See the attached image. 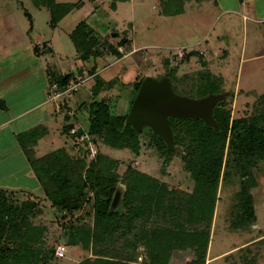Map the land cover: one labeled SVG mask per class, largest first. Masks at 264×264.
<instances>
[{
	"label": "rangeland",
	"instance_id": "374dc122",
	"mask_svg": "<svg viewBox=\"0 0 264 264\" xmlns=\"http://www.w3.org/2000/svg\"><path fill=\"white\" fill-rule=\"evenodd\" d=\"M35 1L43 0H0V45L4 42L3 38L8 43L7 48L0 52V77L3 79L1 81L3 85L20 77L29 78L32 75H39L30 68H24L27 66L21 68L23 63L32 64L31 60L34 58L31 46L40 40V36L52 33L48 26L47 9L40 6L39 8ZM54 1L85 2L82 10L73 12L65 19L64 32L74 30L81 21L86 24L89 22L94 28L95 39L101 41L103 37L99 36L106 34V38L112 41L113 47L115 49L117 47L118 52L123 54L122 60L108 65L110 67L95 79L111 82L110 87L98 91V98L106 99L114 113L124 115L128 113L132 92L128 84L134 82L136 77L144 79L150 76L156 80L167 77L175 94L190 98L183 91H187L195 80L198 84L201 76L211 75L213 78L222 80L221 89L224 90L222 93L229 91L233 93L230 104V126L234 130L232 133L240 129V127L234 128L236 120H244L242 128L252 124L254 118L252 111L264 96V0H243L242 4L238 3V0H228L229 4H225L223 0H200L198 3L190 0L189 4L184 0H132L130 3L118 5L116 12L110 9L111 0ZM29 19L34 22L30 35L27 33L30 27ZM111 32L122 34L123 38L121 39L120 35L110 37ZM56 33L57 38L53 40L55 54L47 56V62L55 65L56 68L58 66L63 69L62 73H64V64L73 65V62L79 60L77 58L79 53L75 51L76 49L74 50L75 44L71 38L63 32ZM120 40L123 46H119ZM101 47L105 49L103 44ZM56 48L64 51V55H56L58 52ZM190 52H193V56L188 58L187 55ZM41 61L46 63L44 60ZM113 61L114 59L110 57V60L105 62L111 64ZM173 69L176 81L168 76ZM58 72L60 71H56ZM79 72L81 79L88 78L87 70L80 69ZM38 82L34 80L32 82V79L25 81L21 93L7 98V105L9 107L21 104L31 105L37 97ZM83 89V86L77 88L72 95L73 103L62 105L58 102L61 104L60 111L56 110L57 103H50L49 108L60 120L57 116L56 118L46 117L49 109L43 112L39 110L14 120L10 127L14 131L21 130L24 133L35 128L39 130V133L45 130L40 133V139L33 148L35 155L43 156L63 149L71 161H74L77 172L84 177L87 172L93 175L97 171L91 164L96 156L91 159L86 154L84 157V152H87L85 145L76 141L75 138H70L64 129L69 122L65 124L61 121L64 117L63 111L66 109L76 113L79 106L81 109L79 113L88 111L87 105L93 98L94 91L91 89V94H87L89 95L87 102L84 101L85 98L79 101L78 93ZM17 108L16 106V109L11 111L13 115ZM5 115L1 114L0 118H4ZM70 122H75L76 125L80 122L83 125L86 124L79 115L70 119ZM84 132L89 135L86 131ZM17 148L14 140L2 144L1 152H13L15 162L7 161L6 166L0 168L2 171L0 192L7 194V198L14 202L31 200L37 204V209L41 213L30 221L33 226L45 228L37 241V246L52 248L62 234V228L58 224L57 210L52 208L51 203L44 197L33 177L34 174L31 172L30 178L26 176L25 171L28 170L30 174V167L20 166L22 159L16 161L19 158L15 159L17 155L14 152L22 153L20 146ZM98 149L99 154L104 158L102 164L109 167L110 172L118 177L135 170L158 179L170 190L187 193H191L197 184L182 172L179 156L173 157L168 164H164V158L157 153L152 135L146 130L140 136L138 153L129 149H114L102 143ZM223 169L224 165L222 167L224 177L217 188L219 199L214 211L205 264H264V239H262L264 237V187H259L252 192L257 218L254 228L259 229L261 233L253 236V234L236 231L230 226V213L234 205V194L238 189V178L226 173V169ZM119 182L116 190L120 191L118 205L124 189V184ZM89 195H92V192ZM84 208L85 212L91 210L90 205ZM154 222L155 220L151 218L149 229L155 228ZM162 226L164 227L165 223ZM77 228L81 226L78 225ZM170 240L178 249L175 248L177 253L169 260V263L190 262V257L182 258L186 252L184 253L180 247L185 244V239L174 234ZM70 242L71 240L68 239V244ZM68 244L57 246L54 257L46 264H76L90 256L89 246L82 240L75 245ZM58 247L64 248L62 257L57 256ZM139 252L142 253L143 248ZM142 255L138 257V262L142 260Z\"/></svg>",
	"mask_w": 264,
	"mask_h": 264
},
{
	"label": "trees",
	"instance_id": "16d2710c",
	"mask_svg": "<svg viewBox=\"0 0 264 264\" xmlns=\"http://www.w3.org/2000/svg\"><path fill=\"white\" fill-rule=\"evenodd\" d=\"M127 1L111 0V6ZM35 2L47 9L48 26L52 29L78 6V3L56 4L51 0ZM29 21V30L32 31V20ZM69 38L74 41L79 60L86 61L98 55L94 47L100 41L94 38L93 30L84 21L75 27ZM119 46H123L121 40ZM107 47L116 58L123 56L117 47ZM43 49L45 46L35 45L33 51L38 56ZM46 53L53 52L47 49ZM192 53H188L187 57L193 56ZM174 71L168 76L176 81ZM76 78L73 73L52 72L48 86L56 84L62 90ZM95 79L88 111L79 113L81 109L78 106L76 112L86 123V126L79 123L77 135L82 131L89 133L96 143L97 151L102 143L114 149H129L138 153L140 136L146 130L152 135L164 164L179 156L182 172L197 184L191 193H187L170 190L158 179L135 170L118 177L102 164L104 158L99 151L91 162L92 168L97 171L93 175L87 172L83 177L63 149L43 156L35 155L33 148L42 130L39 133L35 128L22 133L18 136L21 152L44 197L57 210L62 234L52 248L37 246L45 229L33 226L30 221L41 213L37 204L31 200L14 202L7 198V194L0 192V264H46L54 257L56 247L68 244V239L71 240L70 245L82 240L89 246L90 256L76 264H170L169 260L177 253L170 240L174 234L185 239V244L180 247L186 252L182 258L190 257V262L182 264H205L214 211L219 199L217 188L224 177L223 165L226 173L238 178V189L230 213L231 228L253 236L261 233L254 228L257 218L252 192L264 187V96L252 111V124L242 128L244 120H236L234 128L240 129L234 133L230 126L231 91L225 93V98L212 108L217 131L200 119L169 118L174 145L172 150H168L165 142L150 128L144 127L136 132L131 125L125 124L127 114L114 113L106 99L98 98V91L110 87L111 82ZM142 81L143 78L136 77L134 82L128 84L132 89L131 104ZM199 81L196 84L195 80L183 93L199 99L224 92L221 79L208 75L201 76ZM4 109L5 103L0 100V110ZM76 113L74 118L78 117ZM66 121L69 122L70 118L64 116ZM64 127L69 136V130L75 127V122ZM86 154L85 151L84 157ZM119 181L124 184V189L119 205L112 209L111 202ZM91 192L92 195H89ZM86 205H90L91 210L85 212ZM151 218L155 220V228L149 229ZM78 225L81 228H77ZM141 248L142 253L139 252ZM141 255L143 258L138 262Z\"/></svg>",
	"mask_w": 264,
	"mask_h": 264
},
{
	"label": "crops",
	"instance_id": "0c3cea01",
	"mask_svg": "<svg viewBox=\"0 0 264 264\" xmlns=\"http://www.w3.org/2000/svg\"><path fill=\"white\" fill-rule=\"evenodd\" d=\"M53 2H55L56 4H67V3H74V2H56L54 0H52ZM79 1V0H78ZM196 3H198L200 0H194ZM77 2V1H76ZM132 2V0H129L127 2H118L116 4L115 7H112L111 4H110V9L111 11L113 12H116L117 9H118V5H121V4H124V3H130ZM223 2L228 3V0H223ZM191 3L190 1H188V4ZM238 3H243V0H238ZM229 4V3H228ZM85 6V2L83 1H79L78 2V6L76 7V9H74L73 11H71L68 15H66L63 19H61V21L58 23L57 27H55L54 29L50 28L52 30V33L47 35V36H40V40H38L36 43H34V45L31 46V53H32V57L34 59L31 60V63L32 64H26V63H23L21 64V68H23V66H27V67H24L25 69H31V70H34L36 71L37 73H39V75H32L31 77L27 78V76H24V77H20L18 78L17 80H13V82H9L7 84H2L1 81L3 80L1 77H0V100L3 101L5 103V109L4 110H0V115L1 114H6L4 118H0V168L6 166V162L7 161H12V162H15L14 161V155L12 153H2L1 152V148H2V144L3 143H6L8 142L9 140H14V143L16 142V148L19 147V142H18V136L24 132H22L21 130H12V128L10 127L12 122L22 116H25L29 113H32L34 111H47V109H49V112H47V114L45 115L46 117L48 116L49 118H52V117H55L57 115H55L52 110L49 108L50 107V101H48V82H49V78L52 74V72H56V71H60L62 73V70L61 68H59L55 65H52V64H48L47 62V56L49 55H54L55 54V48H54V44H53V40L54 38H57V33L59 31V33L63 32L64 34H66V36L69 38V34L73 31H66L64 32L63 31V25L65 23V19L68 18L73 12L75 11H79V10H82ZM186 6V5H185ZM39 7V5H38ZM40 8V7H39ZM49 18V16H48ZM83 22V21H81ZM89 23V22H88ZM87 23V24H88ZM32 31H33V26H34V22L32 20ZM116 24V23H115ZM77 26V25H76ZM75 26V27H76ZM88 26L93 30L94 28L90 26V23L88 24ZM74 27V28H75ZM32 31H29V29L27 30V33L28 35H30L32 33ZM111 35V36H110ZM114 36H118L120 35L121 36V39L123 38L122 37V34H118V33H110L109 36L110 37H113ZM99 37H103V39H101L100 41V44L97 46V47H94L96 48L95 50L98 51V55L96 57H90L88 60L86 61H81V60H78L76 62H73V65H66L68 63H65V70H64V74H68V73H73L76 77H80V69H84V70H87L88 71V82L85 81V83H83L81 86L84 87V89L82 90V92L78 93V98H79V101H83L82 99L85 98L84 101L87 102V100L89 99V95H87L88 93H90V90L93 89V86H94V79L96 77H98L104 70H106L107 68H109L110 66L108 65H112L116 62H118L119 60H122L123 59V56L121 58H116L115 55H113L111 53V50L107 47V45L109 46H112V41H110L109 39L106 38V34H103L102 36H99ZM119 37V36H118ZM4 42L0 45V52H2V50H5L8 46V43L7 41H5L6 39L3 38ZM101 44L104 45V48L103 49L101 47ZM35 45H38V46H45V49H43L39 55H35L34 51H33V48ZM106 46V47H105ZM114 48V47H113ZM49 49L51 50L53 53H46V50ZM76 48H74L75 50ZM56 50L58 52H56V55L58 56H61V55H64V51L62 50H59L56 48ZM76 51V50H75ZM105 51H107L106 53H104ZM76 53V52H74ZM110 57L114 59V61L111 63V64H107L105 61H109L110 60ZM41 60H44L46 63H43ZM104 63H106L104 65ZM105 66H108V67H105ZM34 78V79H33ZM28 79H32V82L33 80L34 81H39L38 82V87L36 89V99L35 101H33V103H31V105H14L13 107H9V105H7V98L9 96H14L15 94H19L21 93V91L24 89L23 86V83L25 81H27ZM26 85V84H25ZM80 86V87H81ZM78 87V89L80 88ZM12 93V94H11ZM101 95V94H100ZM73 103V102H72ZM82 104V102H80ZM16 106L18 107L15 112V115L12 114V112L16 109ZM10 109V111H9ZM12 111V112H11ZM57 118L59 119V117L57 116ZM60 120V119H59ZM63 123L67 124L68 122H64V117H63V120H61ZM56 124V123H55ZM57 125V124H56ZM43 132L45 130H42ZM55 133V131L53 132ZM57 133V132H56ZM61 134H59L60 136ZM7 140V141H6ZM18 149V148H17ZM17 152V151H15ZM14 152L15 155H17L15 157L16 158H19L17 159L16 161L22 159V163L20 166H27V163L25 161V158L23 156L22 153L18 152V154H16ZM20 155V156H18ZM28 170H26V176H31V171H30V174L29 172H27ZM1 169H0V179H1V176H2V173H1ZM33 176V174H32ZM34 177V176H33ZM30 178V177H29Z\"/></svg>",
	"mask_w": 264,
	"mask_h": 264
},
{
	"label": "water",
	"instance_id": "95a60500",
	"mask_svg": "<svg viewBox=\"0 0 264 264\" xmlns=\"http://www.w3.org/2000/svg\"><path fill=\"white\" fill-rule=\"evenodd\" d=\"M225 98V93L209 94L206 97L193 99L174 93L170 80L162 77L159 80L146 76L132 101L125 124L131 125L136 132L148 127L160 137L168 147L173 149V136L169 118L200 119L206 126L217 131L218 125L212 116V108ZM120 191H116L111 202L114 209L119 202Z\"/></svg>",
	"mask_w": 264,
	"mask_h": 264
},
{
	"label": "built area",
	"instance_id": "2783aa9c",
	"mask_svg": "<svg viewBox=\"0 0 264 264\" xmlns=\"http://www.w3.org/2000/svg\"><path fill=\"white\" fill-rule=\"evenodd\" d=\"M122 51V50H119ZM86 79H81L80 77L76 78V81L70 82V84L65 87L62 90H59L56 86V84H52L48 89V101L52 103H57L56 105V110L60 111L61 110V104L62 105H69L71 102H73V97L72 95L76 92L78 86H81ZM60 102L61 104H59ZM64 112V116L69 117L70 119H73L74 117V112L71 111L70 109H66ZM70 123V121H69ZM72 123V122H71ZM79 130V126L75 124V127L71 128L69 130V136L75 138L76 141L79 143H82L85 145V148L88 153L89 158H94L96 156V146L94 141L91 139V137L86 134L84 131L80 135H77V132ZM64 253V248L63 247H58L57 248V256L62 257Z\"/></svg>",
	"mask_w": 264,
	"mask_h": 264
}]
</instances>
